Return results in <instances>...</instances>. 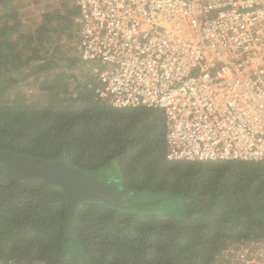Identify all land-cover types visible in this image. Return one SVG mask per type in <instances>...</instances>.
Returning a JSON list of instances; mask_svg holds the SVG:
<instances>
[{
  "label": "trees",
  "instance_id": "trees-1",
  "mask_svg": "<svg viewBox=\"0 0 264 264\" xmlns=\"http://www.w3.org/2000/svg\"><path fill=\"white\" fill-rule=\"evenodd\" d=\"M15 1L0 0V151L64 161L125 199L78 202L67 231L61 188L0 163V263L214 264L229 242L264 240V160H168L160 109L99 101L94 74L73 95L77 78L68 71L80 58L55 37L77 40V8L53 2L56 14L25 31ZM27 65L36 68L33 101L12 93V72ZM145 191L175 210L140 212L132 196Z\"/></svg>",
  "mask_w": 264,
  "mask_h": 264
},
{
  "label": "built area",
  "instance_id": "built-area-1",
  "mask_svg": "<svg viewBox=\"0 0 264 264\" xmlns=\"http://www.w3.org/2000/svg\"><path fill=\"white\" fill-rule=\"evenodd\" d=\"M69 1L96 98L160 109L168 160H264V0ZM214 264H264V240Z\"/></svg>",
  "mask_w": 264,
  "mask_h": 264
},
{
  "label": "water",
  "instance_id": "water-1",
  "mask_svg": "<svg viewBox=\"0 0 264 264\" xmlns=\"http://www.w3.org/2000/svg\"><path fill=\"white\" fill-rule=\"evenodd\" d=\"M0 163L15 171L19 178L30 183L42 181L49 186H59L65 198V228L74 225L77 203L101 200L116 205L125 199L114 184L104 183L93 175L66 165L64 161H46L10 150L0 151ZM101 172L104 169L100 170Z\"/></svg>",
  "mask_w": 264,
  "mask_h": 264
},
{
  "label": "rangeland",
  "instance_id": "rangeland-1",
  "mask_svg": "<svg viewBox=\"0 0 264 264\" xmlns=\"http://www.w3.org/2000/svg\"><path fill=\"white\" fill-rule=\"evenodd\" d=\"M30 1L33 2L32 5L29 4ZM54 1L56 2L63 1L66 3L70 2L69 0H54ZM15 2H16L15 5L17 6L19 10V14L17 18L25 31L27 27H30V28L34 27L33 22H43L42 19L45 13L56 14L55 6L53 8L52 6H48L49 4H47V6L43 8V6H41L39 3L40 0H17ZM71 6L74 7L73 4ZM71 35L73 38H71L69 42L63 41L65 40V34L63 35L58 34L57 37H55L59 42L61 51L67 56L74 55V54L78 55L76 47H75V44H76V41H75L76 39H74L75 35L73 34ZM94 65L96 64L86 63V62L84 63L79 60L77 64H75L73 67H71V69H69L68 72L73 70V74L77 78L76 83L75 81H73V86H75L73 95L75 94V91L79 90L80 85L82 86L83 84H85V82L87 81L89 82L90 80H93L91 68ZM35 70L36 68L33 65H31V67L27 65L23 68L17 69V71L15 72H12L14 74V78L16 80L18 79L19 81L17 83L16 88L13 89V92H12L13 94L24 95L28 99V101L37 100L40 97L38 89L35 86H33L32 81H30L31 75L35 74L34 73ZM132 198L136 202L134 204L140 205L138 209L140 212L166 213V212H172L175 210V204L172 201H170L166 197L161 198L159 194L156 192L145 191L141 193H134Z\"/></svg>",
  "mask_w": 264,
  "mask_h": 264
},
{
  "label": "crops",
  "instance_id": "crops-1",
  "mask_svg": "<svg viewBox=\"0 0 264 264\" xmlns=\"http://www.w3.org/2000/svg\"><path fill=\"white\" fill-rule=\"evenodd\" d=\"M51 3H53V2H45V7L47 6V4H51Z\"/></svg>",
  "mask_w": 264,
  "mask_h": 264
}]
</instances>
